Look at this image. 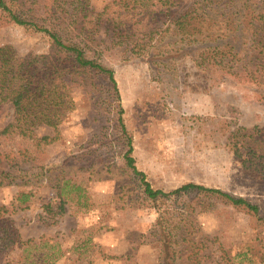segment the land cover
<instances>
[{
  "label": "rangeland",
  "instance_id": "374dc122",
  "mask_svg": "<svg viewBox=\"0 0 264 264\" xmlns=\"http://www.w3.org/2000/svg\"><path fill=\"white\" fill-rule=\"evenodd\" d=\"M109 1L92 0L91 7L99 11ZM4 44L20 55L52 51L45 32L0 11ZM101 60L115 71L136 165L155 188L171 191L188 182L221 188L259 205L264 218V85L232 79L214 85L190 56L179 60L173 82L118 46L105 48ZM105 86L101 76L74 75L72 101L56 128L43 124L32 136L0 134V173L5 169L20 177L0 185V205L26 242L0 250V264L31 259L38 264H158L161 245L150 230L162 211L184 209L176 199H143L140 180L123 161L106 165L104 160L116 161L119 155L108 142L113 113L103 101ZM12 119L13 107L5 103L0 131ZM89 140L100 145L87 160L67 158ZM21 192L31 193L23 205ZM201 199L204 203L190 199L187 221L193 234L186 242V261L232 264L239 261L233 259L236 252L252 249V262L243 263L264 264V221L224 200Z\"/></svg>",
  "mask_w": 264,
  "mask_h": 264
},
{
  "label": "trees",
  "instance_id": "16d2710c",
  "mask_svg": "<svg viewBox=\"0 0 264 264\" xmlns=\"http://www.w3.org/2000/svg\"><path fill=\"white\" fill-rule=\"evenodd\" d=\"M91 2L44 0L35 6L39 0H0V11L11 21L45 32L52 42V51L45 54L20 55L12 45H0V112L5 103L13 107V119L0 134L18 131L32 136L37 126L56 128L72 101L68 100L72 77L80 73L101 76L106 80L108 92L103 101L113 113L107 128L108 142L115 144L119 155L116 161H104L106 165L123 161L140 180L143 199L151 202L176 199L173 202L184 210L162 211L149 236H155L161 245L158 264H193L185 256L186 242L193 234L187 221L192 196L200 204L204 203L202 196L224 200L264 221L260 207L243 196L195 182L171 191L155 188L136 165L115 71L101 60L103 50L118 46L128 53V58L146 60L155 73L162 78L171 77V82L178 78L179 60L190 56L208 73L214 85L232 79L263 86L264 0H111L99 11H94ZM104 43L105 48L101 46ZM48 139L49 136L41 137ZM99 145L96 140L95 143L89 140L82 145L81 152H72L67 158L75 162L87 160ZM19 178L11 177L10 170L4 169L0 185ZM30 195L21 192L19 205L25 204ZM5 212V206L0 205V250L26 243L19 238L13 220ZM252 251L239 250L233 256L239 261L232 264L252 262ZM261 251L258 250L260 255ZM38 263L33 259L28 262Z\"/></svg>",
  "mask_w": 264,
  "mask_h": 264
}]
</instances>
